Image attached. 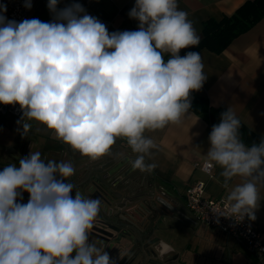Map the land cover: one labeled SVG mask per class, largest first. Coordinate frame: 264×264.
<instances>
[{"label":"clouds","instance_id":"9594fccd","mask_svg":"<svg viewBox=\"0 0 264 264\" xmlns=\"http://www.w3.org/2000/svg\"><path fill=\"white\" fill-rule=\"evenodd\" d=\"M58 3L48 2L51 22L7 20L0 4V104L20 106L24 135L32 127L25 118L36 121L92 160L123 137L137 154L133 170L151 173L156 164L145 157L156 145L145 132L179 124L190 93L207 79L199 52L179 55L199 44L193 22L178 0H136L128 15L138 30L109 33L81 4ZM24 6L30 9L31 0ZM240 128L229 107L212 127L206 158L221 169L225 188L243 178L226 196L229 215H218L255 220L264 139L246 146ZM45 161L31 151L19 167L0 171V264H114L98 241L89 242L100 200L65 183L75 173L71 162ZM24 192L26 204L19 202Z\"/></svg>","mask_w":264,"mask_h":264},{"label":"crops","instance_id":"0c3cea01","mask_svg":"<svg viewBox=\"0 0 264 264\" xmlns=\"http://www.w3.org/2000/svg\"><path fill=\"white\" fill-rule=\"evenodd\" d=\"M243 1L178 0V6L180 10L188 13V19L193 22L200 38L205 19H218L223 14H230ZM48 2L49 0H34L26 19L37 18L43 22H51L53 15L47 7ZM135 2L136 0H59L58 8L79 3L89 15L104 23L111 33L138 30L139 21L131 19L128 15ZM189 48L181 49L179 55L185 56L188 53L185 51ZM193 52L201 54L207 79L199 91L190 93V99L200 95L206 97L213 106L224 107L226 110L231 107L241 123L264 138V17L235 36L220 52L206 47ZM169 58L170 54L164 55L165 60ZM15 116L20 119L22 117ZM25 122L32 125L26 135L23 134L22 124L14 121H0V129L24 139H34L33 150H48L54 159L71 162L72 166L84 161L89 164H106L114 158L112 152L116 149L119 154L124 144L127 145L126 151L130 161L135 160L137 156L126 139L118 137L108 154L92 160L58 140L45 125L28 121L27 118ZM219 123L220 119L214 120L209 113L195 112L190 108L179 124H169L163 129L146 131L144 135L151 138L156 147L150 150V155L145 157V161L156 164V168L151 173L141 172L143 177L148 178L149 185L143 184L142 175L137 177V181L131 186L134 200L139 201L138 195L145 196L153 192V195L160 196L161 200L176 201L179 221L172 223H175L180 231L165 234L163 240L171 251L177 254L178 264H251V258L243 249L251 254L253 264H264V256H257L249 251L236 237L202 224L186 204L185 189L193 180L204 181L206 195L225 199L237 184L243 182V178L234 177L225 188L218 166L213 165L211 173H206L193 164L195 161L207 160L206 154L211 147L209 136L213 125ZM257 188L259 202L255 210L256 219L250 222L264 236V180L257 182ZM143 200L142 198L141 201ZM238 254L243 258V262L236 260Z\"/></svg>","mask_w":264,"mask_h":264},{"label":"water","instance_id":"95a60500","mask_svg":"<svg viewBox=\"0 0 264 264\" xmlns=\"http://www.w3.org/2000/svg\"><path fill=\"white\" fill-rule=\"evenodd\" d=\"M18 142L16 137L8 135L6 140H0V171L9 164H15L19 167V160L27 157L30 152L39 151L41 158L47 160H55L60 162V159H54L52 155L42 151L40 148L31 150L29 146H16L14 143ZM118 150H114L112 156L117 154ZM114 161H108L106 164L80 162L73 166L75 173L72 177L67 178L65 183L73 182L76 190L86 198L99 199L100 212L96 218L93 227L90 229L91 234L97 229L105 233L106 238H102L100 248H104L106 252L109 251L110 260L114 264H163L162 260L154 259L157 255L156 246L152 245L159 237H153L143 245L145 248L138 247L141 238H136L131 234V229L135 230L139 236H147L146 234H153L155 231H160L165 234H174V229L177 226H171L170 223L179 221L178 212L175 208L176 201L161 200L160 196H154L153 192L143 195L139 201L134 200L135 196L132 192V187L127 185L124 178V173H121L124 166L116 164L110 169L107 166ZM75 189L70 195L75 197ZM142 198L144 199L143 201ZM146 198V199H145ZM29 200V194L23 193L21 203L26 204ZM133 207L141 214L133 210ZM142 209V210H139ZM154 216V218H152ZM107 228L109 229L108 231ZM93 230V231H92ZM113 230L117 233L124 234L126 238L122 241L119 235L111 240V243L106 245V242L113 237ZM108 247V248H107ZM171 250V248H169ZM75 256V252L72 253Z\"/></svg>","mask_w":264,"mask_h":264},{"label":"built area","instance_id":"2783aa9c","mask_svg":"<svg viewBox=\"0 0 264 264\" xmlns=\"http://www.w3.org/2000/svg\"><path fill=\"white\" fill-rule=\"evenodd\" d=\"M33 2L34 0H31L32 7ZM0 4L7 7V11L3 13L7 20H15L17 22L25 20L32 9V7L28 9L24 6L25 0H0ZM7 113L23 115L18 104H0V115ZM193 164L199 166L206 173H211L213 169V164L207 162V160L195 161ZM204 190L205 183L202 180H193L185 189L187 207L195 218L208 227L218 229L228 236L236 237L255 255L264 256V236L252 226L250 219L247 216L242 220H237L238 218L218 215H229L226 199L206 195Z\"/></svg>","mask_w":264,"mask_h":264},{"label":"trees","instance_id":"16d2710c","mask_svg":"<svg viewBox=\"0 0 264 264\" xmlns=\"http://www.w3.org/2000/svg\"><path fill=\"white\" fill-rule=\"evenodd\" d=\"M262 17H264V0H244L230 14H223L218 19H205L202 23L199 44L196 47H190L185 52H193L202 47L220 52L235 36L250 28ZM190 102L192 110L207 112L214 120L221 119V114L226 111L224 107L210 104L204 96L195 95ZM240 129V137L249 147L253 143L258 145L264 139L243 123Z\"/></svg>","mask_w":264,"mask_h":264},{"label":"flooded vegetation","instance_id":"af4514ba","mask_svg":"<svg viewBox=\"0 0 264 264\" xmlns=\"http://www.w3.org/2000/svg\"><path fill=\"white\" fill-rule=\"evenodd\" d=\"M8 135H12L13 137L17 138L18 142L14 143L16 146H18V147H20V145L29 146V148H31V150H33V145H34L33 141H34V139H24L22 137H19L18 135L11 134L10 132H7V131L4 132V131H2L0 129V140H6ZM126 146L127 145L124 144L122 146L121 150H120V152H122V153L124 152L125 154L121 153V156H120V152H119V154L117 153L114 156V161L111 162L106 169H110V168L114 167L117 163L118 164L122 163L120 165V167L124 166V168H123L121 173H124V178H125V180L127 182V185L132 186L137 181V177L138 176L140 177V175H142V177H143V174H141V171L138 170V169L137 170H133L132 164L130 163L131 158H130L129 154H127ZM42 151H45L49 155H51V152L48 151V150H42ZM141 179H142L143 184L147 183V185H149V183H148L149 180H148L147 177L144 176ZM133 210H136L137 213L141 214V211L139 212L136 209V207H133ZM139 210H142V209L139 208ZM152 218H154V216ZM170 224H171V226L172 225L173 226H177L175 223H170ZM108 230L109 229L107 228V230H105V231H108ZM103 231L101 233V231H98L97 229H95L93 231V234L89 233V242L98 241L97 247H100V242L99 241L103 242L102 238H106V235H105V233ZM110 231L113 232V234H115V235H113V237H111L106 242L107 246H108V244L111 243V240L113 238H115L116 236H118V235H119L120 240H122V241L126 238V236L124 234L117 233V232H115L113 230H110ZM178 231H180V230H179V228L177 226L174 229V232L177 233ZM89 232H90V230H89ZM130 232H131V234H134V236L136 238H138V239L141 238V240L139 239V241L141 243H140V245L138 247H140L142 249L145 248V247H143V245L145 243H147L149 240H151L153 237H159L154 243H152V245L156 246V250L158 252L157 255L154 257V259L162 260L163 264H178L179 261H178V258H177V254H175V252L171 251L169 249L170 247H168L167 251L164 250L163 246L167 245V243L163 240V236L165 235V233L162 234V232H160V231H155L153 234H149V233L146 234L147 236H144V235L143 236H139L138 233L135 232V230L131 229ZM104 251H106V250H104ZM108 253H109V251H108Z\"/></svg>","mask_w":264,"mask_h":264},{"label":"rangeland","instance_id":"374dc122","mask_svg":"<svg viewBox=\"0 0 264 264\" xmlns=\"http://www.w3.org/2000/svg\"><path fill=\"white\" fill-rule=\"evenodd\" d=\"M18 119H20L19 117H17V116H15V115H12V114H9V113H7V114H5V115H0V121L2 122V121H14V122H17V120ZM163 234V233H162ZM243 249V248H242ZM243 251H244V253L246 254V255H248L250 258H251V264H253L254 263V259H253V257L251 256V254H248V252H246V250L245 249H243ZM236 260H238V261H242L243 262V258L241 257V255L240 254H238L237 256H236ZM234 264H235V262H234Z\"/></svg>","mask_w":264,"mask_h":264}]
</instances>
